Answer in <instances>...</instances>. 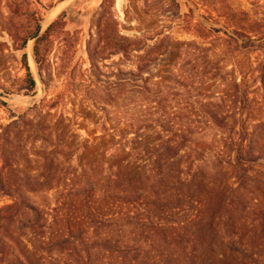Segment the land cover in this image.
Segmentation results:
<instances>
[{
	"label": "rangeland",
	"instance_id": "1",
	"mask_svg": "<svg viewBox=\"0 0 264 264\" xmlns=\"http://www.w3.org/2000/svg\"><path fill=\"white\" fill-rule=\"evenodd\" d=\"M0 93V264H264V0H0Z\"/></svg>",
	"mask_w": 264,
	"mask_h": 264
},
{
	"label": "trees",
	"instance_id": "2",
	"mask_svg": "<svg viewBox=\"0 0 264 264\" xmlns=\"http://www.w3.org/2000/svg\"><path fill=\"white\" fill-rule=\"evenodd\" d=\"M124 41H126L127 39L123 38ZM124 97L122 98V107L123 110H121L120 112V118L122 119V121H128L131 123V125L133 126L132 129L133 130H138L139 128H135L134 126H137V123L139 121H141L140 119H138V115L135 114V112H137L136 109H141L144 106V103L146 105L145 109L147 108V104L148 102L145 101V99H139L137 96L138 94L135 93L134 91H131L130 89H126L125 93L123 94ZM147 99V98H146ZM204 114H206L208 116V118H210L211 120H216L217 116L214 113H210V112H204ZM137 117V119L135 118ZM138 132V131H137ZM141 136L140 133H135V139L139 140V143H132L130 142H126L125 141V145L127 146L128 144L132 143L135 145L133 149V151H135V154H139L136 153V146H144L145 147V142L142 140H140ZM165 150L167 151H172V153L174 152L175 146L174 145H165L163 144ZM160 150V145L156 147L155 151H159ZM154 165L150 167L149 173L150 172H154V174H152L151 176H149V178L147 179H156L157 181L161 180V176L163 174V172L161 171V167H156V161L152 162ZM120 182L122 183L123 189H137L136 188V183L139 181V178H132V177H127L126 174H123V172L119 171V178ZM150 188V187H148Z\"/></svg>",
	"mask_w": 264,
	"mask_h": 264
},
{
	"label": "water",
	"instance_id": "3",
	"mask_svg": "<svg viewBox=\"0 0 264 264\" xmlns=\"http://www.w3.org/2000/svg\"><path fill=\"white\" fill-rule=\"evenodd\" d=\"M39 31H40V29H38V31L31 37V40H33V39H35V38H37V36H38V34H39ZM6 97V96H4L3 94H1L0 93V97Z\"/></svg>",
	"mask_w": 264,
	"mask_h": 264
}]
</instances>
